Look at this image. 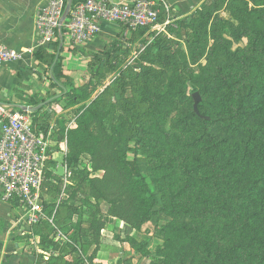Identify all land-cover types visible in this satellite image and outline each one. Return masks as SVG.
<instances>
[{
  "label": "rangeland",
  "instance_id": "374dc122",
  "mask_svg": "<svg viewBox=\"0 0 264 264\" xmlns=\"http://www.w3.org/2000/svg\"><path fill=\"white\" fill-rule=\"evenodd\" d=\"M179 12L162 13L161 20L170 19L165 27L126 30L120 40L124 62L118 66L103 60L88 70L94 62L91 53L103 51L116 35L89 49L73 44L74 54L83 55L73 67L63 57V67L65 74L75 75L69 76L73 94L84 102L73 105L54 87L48 98L59 99L36 116L49 152H61L71 172L69 183L54 175L52 186L44 181L51 204L64 188L68 198L73 196L79 171L103 177V171L93 172L89 155L100 121L114 135L117 154L134 162L137 172L127 170L133 185L157 199L147 206L152 214L141 207L134 225L106 217L95 259L90 261L94 245L74 246L78 254L64 253L67 263L264 264V253L236 247L240 237L264 233V135L249 137L244 127L238 129L264 124V30L259 27L264 0H199L181 19ZM195 92L201 96L200 112L214 118L211 124L193 113ZM92 103L94 114H86ZM83 197L68 203L85 210ZM99 207L102 215L108 213L107 204ZM170 224L193 232L183 237L162 229ZM51 233L56 240L58 231L55 237ZM62 233L70 239L71 234ZM20 240L27 242V252L39 244L27 235ZM56 242L64 248L68 244Z\"/></svg>",
  "mask_w": 264,
  "mask_h": 264
},
{
  "label": "trees",
  "instance_id": "16d2710c",
  "mask_svg": "<svg viewBox=\"0 0 264 264\" xmlns=\"http://www.w3.org/2000/svg\"><path fill=\"white\" fill-rule=\"evenodd\" d=\"M84 1L86 0H73V6ZM157 9L160 11L158 23L164 24L166 20L161 19L165 17V15L162 16V13L165 14V9L158 7V5ZM120 26V32L117 33L115 38H111L110 42L106 45V48L103 51L91 53L94 58V62L88 65V70H93L95 65L102 62L103 60L108 62L115 61L117 66L124 62L123 58H121L120 53L122 46L120 40H122V36L125 31L128 30V28L123 25ZM259 27L261 30H264V22H261ZM149 29L151 30V28L148 27L139 29L138 31L146 32ZM61 34L63 36V41H65L67 31L64 26L61 29ZM60 44L61 41L60 38H58L56 42H53L47 48H40L36 53H34L33 56L38 61L45 62L47 64V68L51 70V80L53 83V87H58L62 90L61 96H65V98L72 100L73 105H78L84 101L80 96H76L75 94H73L76 90V87L73 83V80L64 72L62 54L64 53L65 49L64 46L60 48ZM53 46H55L56 50L49 52L50 50H54ZM156 47L158 48L159 45H157ZM75 51L76 48L74 47L71 53H75ZM114 69L115 67L113 68V70ZM59 97L60 96L54 95L48 99L43 100L41 103H35L34 106H38L40 104H44L48 100H52L48 105H46L49 106L57 102ZM94 105L95 103L86 106V114H94ZM46 106L42 107L35 113L30 114L35 129L36 125H39L38 123L40 122L36 120V116L41 113L42 109ZM200 106L201 105L199 104V112ZM18 110L21 111L20 109ZM200 115L210 118V121H205L196 115L204 123L211 124L212 121H215L214 118L208 115H204L201 112ZM82 120L86 121V118L83 116ZM45 124H47V122L41 123V127L45 128ZM263 125L264 124L259 125L256 128H250L246 125H239L238 129L244 127L243 129L248 131L249 137L253 135L256 137L259 135H264ZM99 128L100 134L93 137L92 148L89 150V155L91 156L90 161L92 163L93 172L96 173L103 171L104 175L102 178H93L90 177L89 172L79 171L77 174L75 173L77 177V188L74 189V192L72 194L73 196L63 200L64 202L62 201V204L60 203L61 206L54 220L55 225L52 226V224L48 222H43L40 225L34 226L35 234L39 237L40 244L45 247L47 253L49 254V261L46 262L42 259L40 261V264H70L64 261L63 256L64 253H66L67 255L69 253H74V251L76 254H78L77 248H74V246H79L83 249L87 246L94 245L95 249L90 257V261H93L98 255V252L102 245V232L106 227V217L119 219L128 225H134L138 221L142 209L141 207L147 208V206H150L151 208V206H153V204L157 202L154 194L145 193V191L139 192L137 186L133 185L131 178L129 177V175L127 176V170L130 166L132 167V171L134 173L137 172L134 167V162H131L126 158H121L122 156L117 154V152L115 151L117 148V141L114 135H112L109 130L103 125L102 121H100ZM245 144V149L249 151V141H247ZM76 161V158H70L69 162L70 164L77 165ZM48 175L49 177H46L45 172V181H47L48 184L52 186V174H50L49 172ZM129 190H132L133 192H130ZM80 194L84 196L81 202L85 210L83 208H79L78 206H70L71 204L68 203L70 199V201H72L73 203L79 202L80 200L78 199V196ZM92 200H94L95 203H93ZM100 203H105L108 205L109 209L106 215L101 214L99 207ZM53 206V204H50L47 201L45 210L49 216L52 215ZM159 210L164 212V209L162 207H159ZM150 213L152 214V211L151 209H148L147 214ZM83 215L86 216L85 220L81 219V216ZM162 229H173L175 233H178L183 237L193 232L192 229H189L186 226H174L172 224L163 227ZM48 230H51L52 233ZM59 230L64 233H71L70 240L72 244H67V246L64 248V246H60L56 242L55 238L53 240V237H51L50 233H54L55 237L57 235V231ZM236 245V247L241 252H245L248 249H254L258 255L263 254L264 233L259 231L258 233L256 232L255 235L250 237H246L244 235L242 238H239V241ZM67 248H69V250H66ZM50 252H53L52 255L50 254ZM55 254H58V256H55ZM244 264L251 263L247 262Z\"/></svg>",
  "mask_w": 264,
  "mask_h": 264
},
{
  "label": "built area",
  "instance_id": "2783aa9c",
  "mask_svg": "<svg viewBox=\"0 0 264 264\" xmlns=\"http://www.w3.org/2000/svg\"><path fill=\"white\" fill-rule=\"evenodd\" d=\"M66 0H48L37 16L38 46L47 48L59 38L64 26L67 38L74 45L86 46L103 33L102 24H118L128 30L150 27L159 28V14L155 0H136L130 3H113L109 0H86L72 5L65 23L61 19ZM170 24L167 18L164 27ZM24 53L0 43V68L8 63L23 59ZM0 190L5 202L14 201L25 211L29 226L48 222L53 217L46 210V194L43 192L47 164L55 153L49 152V145L33 126L29 113H22L8 104H0ZM71 176L66 170L64 181ZM65 188L57 204L67 199ZM57 237L70 243L58 231Z\"/></svg>",
  "mask_w": 264,
  "mask_h": 264
},
{
  "label": "crops",
  "instance_id": "0c3cea01",
  "mask_svg": "<svg viewBox=\"0 0 264 264\" xmlns=\"http://www.w3.org/2000/svg\"><path fill=\"white\" fill-rule=\"evenodd\" d=\"M109 1L113 3H130L136 0ZM155 1L158 7L164 8L168 13L174 8L175 11H180L177 19H181L187 9L193 8L199 0ZM47 2L48 0H0V43L20 52L28 50L33 52L31 54L24 53L22 60L8 63L0 68V103L2 104H9L16 109H19V106L35 107V103H41L54 92L51 70L47 68L45 62H40L33 56L39 50L37 16ZM102 29L103 33L100 37L83 46L85 49L99 45L109 37L117 35L121 30V26L118 24H102ZM63 46L65 50L62 56L67 57L69 62L74 63L71 67L79 63V56L82 53L78 51V54L75 55L69 52L68 47L72 49L74 47L67 37ZM66 74L75 78L73 73L66 72ZM1 130L0 124V135ZM61 155V152H56L53 158L56 162L53 165L48 164L47 169L64 183V175L68 168L61 162ZM61 169L63 172H60ZM66 183H69V181L67 180ZM44 193L48 203L51 204L48 191L45 190ZM57 201L54 202L55 206H53V212L50 216L53 217V226L55 225L56 214L62 204H57ZM33 228L34 226H29L26 223L24 209L13 201L5 202L0 190V264H40L42 259L46 262L49 261V254L45 247L40 244L39 237L35 234ZM61 234L65 236L62 232ZM26 235L39 241L33 252L24 251L27 242L20 240V237ZM65 237L72 244L71 240L67 236ZM58 239L62 240L59 237L56 238V240ZM74 255L75 253L72 257ZM55 256H58V254H55Z\"/></svg>",
  "mask_w": 264,
  "mask_h": 264
},
{
  "label": "water",
  "instance_id": "95a60500",
  "mask_svg": "<svg viewBox=\"0 0 264 264\" xmlns=\"http://www.w3.org/2000/svg\"><path fill=\"white\" fill-rule=\"evenodd\" d=\"M72 5H73V0H67V4H66V8H65V12H64V15L61 19V26L65 23V21L67 20L68 16H69V13L71 11V8H72ZM59 38H60V41H61V44H60V48H62L63 44H64V41H63V36L61 34V31L59 33ZM193 100H194V105H193V111L194 113L200 117L201 119L205 120V121H210V118L209 117H204L202 115H200V112H199V109H198V105L199 103L201 102V96L198 92H195L193 95ZM52 100H48L47 102H45L44 104H40L38 106H35V107H25V106H19L18 108L24 112V113H29V114H32V113H35L36 111H38L39 109H41L42 107L48 105ZM2 104V103H0Z\"/></svg>",
  "mask_w": 264,
  "mask_h": 264
}]
</instances>
